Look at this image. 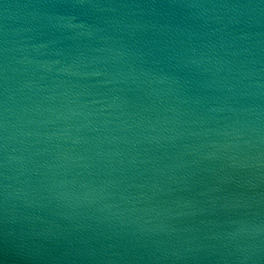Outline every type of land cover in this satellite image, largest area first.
Returning a JSON list of instances; mask_svg holds the SVG:
<instances>
[{
	"label": "water",
	"instance_id": "obj_1",
	"mask_svg": "<svg viewBox=\"0 0 264 264\" xmlns=\"http://www.w3.org/2000/svg\"><path fill=\"white\" fill-rule=\"evenodd\" d=\"M0 264H264V0H0Z\"/></svg>",
	"mask_w": 264,
	"mask_h": 264
}]
</instances>
